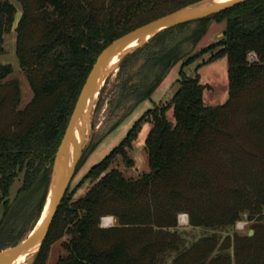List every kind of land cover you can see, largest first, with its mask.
Instances as JSON below:
<instances>
[{
  "label": "trees",
  "instance_id": "obj_1",
  "mask_svg": "<svg viewBox=\"0 0 264 264\" xmlns=\"http://www.w3.org/2000/svg\"><path fill=\"white\" fill-rule=\"evenodd\" d=\"M17 1L14 50L32 97L18 108L19 83L7 79L13 68L0 63V252L21 242L40 217L54 154L99 53L115 38L199 0ZM15 12L0 0V54ZM215 21L225 23L222 37L183 60L182 44L196 46ZM189 24L196 26L192 34L171 42ZM144 50L142 64L122 78L128 60ZM205 54L197 70L227 60L228 99L216 106L204 103L209 86L197 71L189 77L183 70ZM180 62L178 88L167 105L145 111L86 172L83 181L92 185L84 196L64 194L35 264H43L48 245L63 237L65 254L55 264H264V0L165 28L125 56L115 108L128 102L131 114ZM143 122L150 124L144 140L149 172L126 179L110 167L119 157L134 166L127 150ZM15 180L21 184L10 200ZM245 212L255 219L250 236L231 232ZM180 214L209 234L186 244L177 227ZM104 216L115 224L102 228Z\"/></svg>",
  "mask_w": 264,
  "mask_h": 264
},
{
  "label": "rangeland",
  "instance_id": "obj_2",
  "mask_svg": "<svg viewBox=\"0 0 264 264\" xmlns=\"http://www.w3.org/2000/svg\"><path fill=\"white\" fill-rule=\"evenodd\" d=\"M8 1L16 8L14 15L15 21L9 34L4 36L3 48L5 51L4 53L0 54V63L4 65H10L13 68V72L7 77V79H14L19 83L20 104L18 108L21 109L30 102L32 96L29 85L26 82L24 75L20 72L14 50L16 36L14 33V27L17 20L19 19L21 6L17 0ZM195 29V24H189L188 26L175 31L171 35L170 40L171 42L182 40L184 37L191 35ZM224 29L225 23L223 21L211 22L208 26V30L199 39V42L196 44V46L190 45L189 43H183L182 45H184V50L187 53L183 60L188 56L198 53L200 49L215 43L219 38L222 37ZM147 51L148 50H144L141 53H137L128 60V67L125 70V73H122V78L125 79L126 77H131L133 75V72L137 70L142 64L143 56L147 53ZM208 56L209 54H205L199 57V59L195 62L185 66L183 70L189 77H193L197 71L196 73L200 78V83L209 86V89L203 91L204 103L206 105L216 106L217 104L225 103L228 99L227 60L225 57H221L216 59L215 62L199 67L197 70L196 67L200 60H205ZM247 59L253 61L252 59H254V56L249 54ZM181 63L182 62L172 66L169 69L164 77V80L151 94L150 99L137 105L131 114L127 113L129 108L128 102H123L120 107L115 108L119 98V85L121 83L116 78L118 69L114 72H111L110 75L104 80V83L100 86V89L95 96L96 98L90 105L89 111L85 118L83 139L81 144L82 153L79 158V160L81 159V165L77 167L78 165L76 164L77 166L71 179L70 186L66 191V198L76 200L84 196L86 191L92 185V182L89 180L83 181V177L86 175V172L92 166L96 165V163L100 162L102 158L108 155L118 145V143L126 136L129 129L133 126L134 122L138 120L145 111L150 110L156 105H167V103L173 97L174 92L178 88V71ZM166 116L167 119L173 120L171 109L167 110ZM149 130L150 124L143 122L135 141L132 143V148L127 150L128 157L134 163L133 167L127 168L125 163H123L122 159L119 157L116 158L115 162L112 163L110 168L120 170L126 179H136L142 173L149 172V163L147 162V154L144 146V140ZM20 184V180H15L10 186L8 191V198L10 200L13 199L17 189L20 187ZM2 212L3 206L0 203V220L2 218ZM105 217L108 216H104L100 220V226L102 228L115 224V219L110 216L112 218L111 222L104 225L102 220ZM254 222L255 219H248L247 212L242 213L240 219L235 222L233 226L234 228L231 232L249 235V232L253 233L252 225ZM177 227L179 232H181L182 239L186 244L196 241L197 239L204 237V235L209 234V232H207L205 229L203 230L201 228L190 227L188 225V216L186 214L178 215ZM34 228L35 226L33 229ZM29 233L30 231L26 234V237ZM221 235L224 236L225 233H221ZM26 237H24L22 240H24ZM66 239L67 237H63L48 245L46 248L47 250L45 251V257L43 258V264H55L58 257L65 254L64 249L61 247V243ZM30 261L31 257L26 261L25 264H30Z\"/></svg>",
  "mask_w": 264,
  "mask_h": 264
},
{
  "label": "water",
  "instance_id": "obj_3",
  "mask_svg": "<svg viewBox=\"0 0 264 264\" xmlns=\"http://www.w3.org/2000/svg\"><path fill=\"white\" fill-rule=\"evenodd\" d=\"M244 2H247V0H225L220 2H216L215 0H199L196 3L185 5L180 9L149 21L147 24L136 27L132 29L131 32L115 38V40L99 53L92 69L84 80L85 82L78 94V99L64 130L65 133L53 157L49 179L50 183L43 206L44 209L48 198L49 203L46 207L45 217L31 237L27 236L21 243L13 247H8L0 252V264L11 263L22 255L31 256L30 264H35L40 248L48 234V230L54 220L55 213L61 204L63 196L70 186L71 179L77 166L76 164L81 156L83 128L90 105L95 100V96L100 86L104 83V80L111 72L118 69L120 61L134 50L146 44L150 38L164 31L165 28L192 22L198 20V18L209 17ZM210 23L211 22H209L207 26H209ZM132 42L137 43L129 46ZM116 56L115 65L108 68V62ZM79 123L82 126V133L79 134L78 140L75 136V130ZM70 146L73 148V154L69 159ZM250 235H252V232H249V236Z\"/></svg>",
  "mask_w": 264,
  "mask_h": 264
},
{
  "label": "bare ground",
  "instance_id": "obj_4",
  "mask_svg": "<svg viewBox=\"0 0 264 264\" xmlns=\"http://www.w3.org/2000/svg\"><path fill=\"white\" fill-rule=\"evenodd\" d=\"M216 2H220V1H225V0H215ZM135 43H137V42H132L129 46H132V45H134ZM116 58H117V56L116 57H113L112 59H110V61L108 62V68H111V67H113L115 64V61H116ZM88 118V117H87ZM81 129H82V126H81V124L79 123L78 125H77V129L75 130L76 132H75V136H76V138L79 140V134H81L82 133V131H81ZM70 148V152H69V159L72 157V154H73V148H72V146H70L69 147ZM48 203H49V199L47 198V202H46V205H45V207H44V210L42 211V213H41V216H40V218L38 219V221H37V224L36 225H34L35 226V228L33 229V230H31L30 231V233L28 234V237H31L32 236V234L34 233V231L41 225V223H42V221H43V219H44V217H45V211H46V207H47V205H48ZM111 220H112V218L111 217H105L104 219H103V224L104 225H106L107 223H109V222H111ZM29 232V231H28ZM26 237V236H25ZM31 256H28V255H22L21 257H19L18 259H16L15 261H13V262H11V263H8V264H25L26 263V261L30 258Z\"/></svg>",
  "mask_w": 264,
  "mask_h": 264
},
{
  "label": "crops",
  "instance_id": "obj_5",
  "mask_svg": "<svg viewBox=\"0 0 264 264\" xmlns=\"http://www.w3.org/2000/svg\"><path fill=\"white\" fill-rule=\"evenodd\" d=\"M203 100H204V95H203ZM108 217H110V216H108Z\"/></svg>",
  "mask_w": 264,
  "mask_h": 264
},
{
  "label": "built area",
  "instance_id": "obj_6",
  "mask_svg": "<svg viewBox=\"0 0 264 264\" xmlns=\"http://www.w3.org/2000/svg\"><path fill=\"white\" fill-rule=\"evenodd\" d=\"M253 55V54H252ZM254 56V55H253ZM103 221V220H102Z\"/></svg>",
  "mask_w": 264,
  "mask_h": 264
}]
</instances>
